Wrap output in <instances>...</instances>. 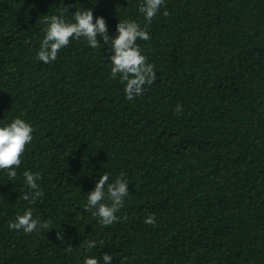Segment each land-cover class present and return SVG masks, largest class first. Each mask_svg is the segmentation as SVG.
<instances>
[{"label":"trees","instance_id":"1","mask_svg":"<svg viewBox=\"0 0 264 264\" xmlns=\"http://www.w3.org/2000/svg\"><path fill=\"white\" fill-rule=\"evenodd\" d=\"M140 3L0 0V120L35 128L17 178L0 172V264L104 252L113 264H264V0H165L150 25ZM68 8L69 20L92 8L110 35L125 16L147 27L137 43L156 78L143 95L125 99L107 46L81 39L37 59L45 15ZM24 170L43 177L32 205L18 199ZM105 172L129 183L106 228L83 209ZM26 207L50 229L10 230Z\"/></svg>","mask_w":264,"mask_h":264},{"label":"clouds","instance_id":"2","mask_svg":"<svg viewBox=\"0 0 264 264\" xmlns=\"http://www.w3.org/2000/svg\"><path fill=\"white\" fill-rule=\"evenodd\" d=\"M165 0H141L138 13L143 17L145 25H150L160 12ZM68 9L61 10L59 14L45 15L42 29L43 37L36 53L39 61L49 64L56 61L62 49L69 46L72 41H86L91 49L107 46L111 64L112 78L119 76L124 83L125 99L133 101L143 95L146 86L155 81L154 65L148 63L147 57L142 53L138 40L148 41L150 33L147 27H142L137 20L125 16L119 19L114 34H109V26L104 16H94L92 8L76 9L72 12L71 20L65 17ZM168 15L167 11L163 13ZM181 111L177 105L176 112ZM35 128L23 116H15L10 121L0 120V172L9 177V181L17 178L21 168L24 154L28 146L33 143ZM19 200L27 204H35L44 196L40 181L42 174L37 171L24 170ZM108 173H103L95 182L94 190L87 192L86 203L83 209L96 219L103 227L118 222L121 217L117 215L129 195V183L122 176L109 182ZM144 222L155 225L154 214H149ZM8 228L24 234H31L41 230H49L50 222L35 216L31 207H26L23 213H17L14 220L8 223ZM59 239L62 235L57 233ZM97 246L96 240H85L86 252H91ZM70 250V247H69ZM113 256L104 252L101 257L85 255L82 264H113Z\"/></svg>","mask_w":264,"mask_h":264}]
</instances>
